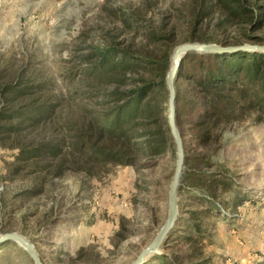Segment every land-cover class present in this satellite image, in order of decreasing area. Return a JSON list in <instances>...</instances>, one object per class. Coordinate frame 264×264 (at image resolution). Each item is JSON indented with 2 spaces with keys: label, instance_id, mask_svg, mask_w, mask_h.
<instances>
[{
  "label": "rangeland",
  "instance_id": "374dc122",
  "mask_svg": "<svg viewBox=\"0 0 264 264\" xmlns=\"http://www.w3.org/2000/svg\"><path fill=\"white\" fill-rule=\"evenodd\" d=\"M184 42L264 45V0H0V264H33L14 235L41 264H128L155 237ZM186 54L176 219L143 264H264V93L198 84Z\"/></svg>",
  "mask_w": 264,
  "mask_h": 264
},
{
  "label": "water",
  "instance_id": "95a60500",
  "mask_svg": "<svg viewBox=\"0 0 264 264\" xmlns=\"http://www.w3.org/2000/svg\"><path fill=\"white\" fill-rule=\"evenodd\" d=\"M240 50L264 52V45L256 43L242 44H218L207 42H184L177 45L171 55V66L166 75L167 90V122L170 135L176 149V165L171 178V183L167 192V218L155 237L137 254V256L128 264H143L149 255L157 252L161 244L168 238L177 214V190L179 187L182 166H183V147L180 134L176 124L175 108V82L178 76V70L183 56L190 51L195 52H213L216 54H226ZM14 235V234H12ZM15 238L22 243L28 252L33 264H41V260L33 246L19 235Z\"/></svg>",
  "mask_w": 264,
  "mask_h": 264
},
{
  "label": "trees",
  "instance_id": "16d2710c",
  "mask_svg": "<svg viewBox=\"0 0 264 264\" xmlns=\"http://www.w3.org/2000/svg\"><path fill=\"white\" fill-rule=\"evenodd\" d=\"M222 1L227 5L230 0ZM122 52L125 53L124 55H131V57L139 59L138 56L130 54L131 52H127L126 50ZM196 53L199 57V72L202 76V78L195 77L198 84L207 83L213 87H228L231 89L229 84H227L228 80H230V76L228 75H233L240 78L239 83L245 88L251 90L258 88L264 93V52L240 50L226 54H216L213 52ZM168 63L160 75L161 84L166 80ZM183 67L184 59L181 60L179 69ZM239 80L238 78L236 79V81ZM175 98H177V95H175Z\"/></svg>",
  "mask_w": 264,
  "mask_h": 264
}]
</instances>
